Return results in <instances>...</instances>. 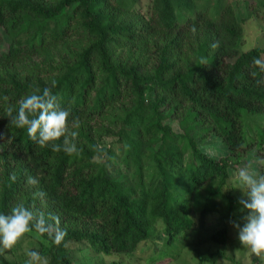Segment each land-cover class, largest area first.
<instances>
[{"label": "trees", "instance_id": "1", "mask_svg": "<svg viewBox=\"0 0 264 264\" xmlns=\"http://www.w3.org/2000/svg\"><path fill=\"white\" fill-rule=\"evenodd\" d=\"M138 2L0 0V214L23 204L59 217L67 235L58 246L26 233L36 243L27 252L47 264H91L74 259L71 244L82 242L87 258L130 257L158 223L184 247L209 217L237 210L240 198L225 190L230 169L264 154V124L250 119L264 122V71L253 62L264 47L241 49L233 0ZM245 5L251 15L264 0ZM46 87L70 112L78 154L42 147L10 122L9 108L15 116L22 98ZM208 137L226 153L202 150ZM205 232L228 239L224 226ZM23 249L19 240L0 250V264H26ZM191 250L201 262L223 255Z\"/></svg>", "mask_w": 264, "mask_h": 264}, {"label": "clouds", "instance_id": "2", "mask_svg": "<svg viewBox=\"0 0 264 264\" xmlns=\"http://www.w3.org/2000/svg\"><path fill=\"white\" fill-rule=\"evenodd\" d=\"M253 62L264 71V61L255 59ZM52 85L55 87V81ZM37 93L39 89L19 101L15 116H12L13 109L9 108L10 122L18 128H26L28 136L42 147L51 145L54 152L63 150L70 156L78 154L79 150L74 142L78 133L69 130L70 112L61 108L51 88L46 87L42 94ZM72 125L79 126L78 118H73ZM62 137V145L55 143ZM10 179L15 181V174ZM237 179V188L243 192L239 204L246 215L243 216V226L233 222V227L238 232L240 244L250 248L259 257L264 254V175H254L247 168H242L238 170ZM27 183L35 186L38 181L29 176ZM34 195L42 199L45 193L36 192ZM33 230L41 237L46 234L57 246L67 235L66 229L60 227L58 216L46 219L44 213L37 214L20 204L13 207L10 214H0V250H10L26 233ZM26 254L30 258L28 264H47L46 258L41 257L37 251H28Z\"/></svg>", "mask_w": 264, "mask_h": 264}, {"label": "rangeland", "instance_id": "3", "mask_svg": "<svg viewBox=\"0 0 264 264\" xmlns=\"http://www.w3.org/2000/svg\"><path fill=\"white\" fill-rule=\"evenodd\" d=\"M147 3L148 0H139L138 7L144 10ZM233 5L236 9L237 17L244 27L241 49L248 50L255 46L264 47V5L258 9V12H254L251 15H248L245 0H233ZM250 119L253 124H264L260 117L252 116ZM175 129H177L176 125ZM105 141L111 143L112 139H105ZM199 145L207 154L217 158L224 155L227 149L217 137H208L206 140L201 141ZM262 155L259 158L257 155H248L241 165L231 168V177L225 190L241 199L243 192L237 188L239 184L237 179L238 170L247 168L254 175H264V154ZM207 189L200 190L199 195H206ZM199 204L200 202L198 203L196 196L193 205L194 211L197 212ZM241 208L242 205L230 217L218 220L217 222L213 217H209L205 226L203 225L204 227L198 226L197 231L189 233L188 242L184 247H181L178 242H168L166 236L163 234V226L158 223L154 228L152 239L141 242L130 257H126V254H124L125 257H121L118 254L108 256L98 254L87 258L89 257V253L87 251L83 253V249L86 246L83 242L73 243L71 244V248L74 253V259L82 260V262L91 259V264H120L119 261L121 260L123 261L122 264H264V254L259 257L256 256L251 252L250 248L242 246L238 240V232L233 227V222L240 223L243 226V216L246 215V212H242ZM212 226L219 228L224 226L227 228L228 239L225 243L221 244L207 240L208 234L205 232V229ZM28 235L26 234L20 239L25 254L32 247L31 243L36 244L33 241L34 237ZM192 246L198 247L203 252L217 251L223 255L220 254L221 256H217L215 260L201 262L193 255ZM83 254L86 257H83ZM29 259L27 256L25 260L26 264H28Z\"/></svg>", "mask_w": 264, "mask_h": 264}]
</instances>
